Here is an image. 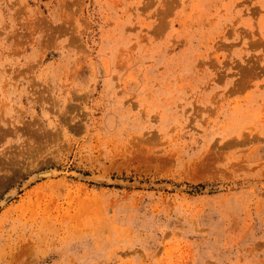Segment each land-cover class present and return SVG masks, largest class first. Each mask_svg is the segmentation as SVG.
Returning <instances> with one entry per match:
<instances>
[{
	"label": "rangeland",
	"instance_id": "rangeland-1",
	"mask_svg": "<svg viewBox=\"0 0 264 264\" xmlns=\"http://www.w3.org/2000/svg\"><path fill=\"white\" fill-rule=\"evenodd\" d=\"M0 264H264V0H0Z\"/></svg>",
	"mask_w": 264,
	"mask_h": 264
},
{
	"label": "bare ground",
	"instance_id": "bare-ground-1",
	"mask_svg": "<svg viewBox=\"0 0 264 264\" xmlns=\"http://www.w3.org/2000/svg\"><path fill=\"white\" fill-rule=\"evenodd\" d=\"M6 196H7V195H6ZM6 196H5V197H6Z\"/></svg>",
	"mask_w": 264,
	"mask_h": 264
}]
</instances>
